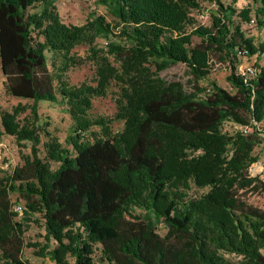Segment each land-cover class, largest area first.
<instances>
[{
    "label": "trees",
    "instance_id": "1",
    "mask_svg": "<svg viewBox=\"0 0 264 264\" xmlns=\"http://www.w3.org/2000/svg\"><path fill=\"white\" fill-rule=\"evenodd\" d=\"M57 1L0 0V67L10 94L32 101L0 108V136L31 144L23 165L0 178V264H30L24 248L37 247L25 242L12 195L25 203L24 221L41 216L36 255L55 264H96L98 246L106 264H264V207L251 200L264 180L249 175L256 148L264 151V40L243 30L264 28V0H203L216 6L209 25L193 15L201 0H99L114 22L93 13L83 25L65 23ZM112 37L107 55L120 74L95 46ZM81 45L102 60L97 85L70 82ZM178 64L190 91L162 77ZM216 66L230 71L231 90L210 80ZM113 77L123 84L119 133L90 115ZM41 102L65 107L69 147L41 119ZM226 122L240 129L227 133Z\"/></svg>",
    "mask_w": 264,
    "mask_h": 264
},
{
    "label": "rangeland",
    "instance_id": "2",
    "mask_svg": "<svg viewBox=\"0 0 264 264\" xmlns=\"http://www.w3.org/2000/svg\"><path fill=\"white\" fill-rule=\"evenodd\" d=\"M225 3H231L232 0H223ZM250 3V0H239L237 6L239 8L246 7ZM58 11L62 20L67 24L83 25L85 24L91 14L104 16L108 22L113 23L114 19L109 12V9L100 4L99 0H58L56 2ZM202 9L200 11H194L193 15L201 25H209L211 14L216 11L215 4L201 0ZM243 30L250 37H253L256 42L264 40V28L257 27L254 22L250 24H243ZM110 41H119L115 37L111 40L105 38H99L96 40V48L99 50V57H107L112 66L117 68L118 74H120V66L113 57L107 55L108 45ZM194 41L198 39L194 38ZM74 56L78 60V64L72 67L68 73L71 84L80 86L82 84L97 85L98 69L101 65V58H97L93 54V50L90 47L81 45L74 49ZM258 57L243 58L239 66V70L244 72L257 62ZM260 64H264V57L258 60ZM230 75V71L223 66H216L210 76V80L216 81L220 86L225 89L231 90V85L228 83L227 78ZM162 77L168 81H180L187 90H192V83L189 77L186 75V69L183 65L178 64L172 66L162 73ZM206 82H201V85H205ZM123 84L117 77H113L108 84L106 96L96 98L93 102V109L90 112L93 118H107L113 120L112 131L114 133L122 132L124 129V122L122 120L115 119L118 112L119 102L121 101ZM32 101L22 100L13 97L7 88L6 78L4 77L0 67V108L2 110L11 111L13 107L21 104L29 106ZM39 114L41 119L50 123V130L53 135L58 138L59 142L65 147H69L70 135L72 133V120L69 114L66 112L65 107L62 104H51L48 102H41L39 107ZM22 115L20 118H23ZM240 127L232 122H226L223 130L227 133L233 134ZM3 130L2 121L0 116V131ZM93 131H98L95 127ZM255 154L258 155V162L254 163L249 169V175L264 180V151L256 148ZM31 155V144H20L15 137L9 135L0 136V178H4L11 174L17 166H21L24 163V158ZM41 156H44L43 149L41 148ZM56 167V166H54ZM208 189L199 190L198 193L207 192ZM197 192V191H195ZM14 208L20 213L18 220H21L26 224L27 231L25 233L26 244H36L37 247H26L23 251V258L28 260L30 264H55L49 257H41L36 255L39 252L41 245L45 243L44 235L46 234L42 219L40 215L33 217V222L27 223L22 218L25 217V203L18 199V195H12ZM251 200L254 204L264 207V194L251 196ZM22 207V210L19 209ZM137 214L142 213L140 209L136 210ZM159 232L164 235L166 229L160 226ZM30 246V245H29ZM227 257L234 263L241 261L240 256L227 255ZM96 264H106L103 261L101 248L98 246L95 253Z\"/></svg>",
    "mask_w": 264,
    "mask_h": 264
},
{
    "label": "built area",
    "instance_id": "3",
    "mask_svg": "<svg viewBox=\"0 0 264 264\" xmlns=\"http://www.w3.org/2000/svg\"><path fill=\"white\" fill-rule=\"evenodd\" d=\"M248 70H250V68H248ZM19 209L22 210V207H19ZM15 210H16V209H15ZM16 211H18V210H16Z\"/></svg>",
    "mask_w": 264,
    "mask_h": 264
}]
</instances>
